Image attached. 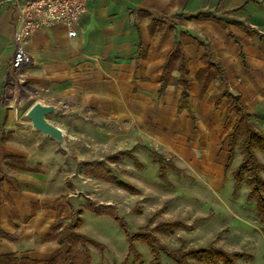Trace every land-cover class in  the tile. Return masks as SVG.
Masks as SVG:
<instances>
[{
  "label": "crops",
  "instance_id": "crops-1",
  "mask_svg": "<svg viewBox=\"0 0 264 264\" xmlns=\"http://www.w3.org/2000/svg\"><path fill=\"white\" fill-rule=\"evenodd\" d=\"M208 15L228 20L230 28L197 19ZM18 20L16 0H0V230L18 237L0 241V256L51 261L69 251L73 208L65 189L70 168L59 163L64 154L58 144L26 118L36 102L61 110L48 119L71 147L91 138L97 124L128 125L136 140L169 152L213 188L227 175L226 138L237 120L235 114L226 117L233 104L224 96L227 91L241 96L264 133V39L234 25L264 34V0H87L76 37L62 24L33 32L26 45L31 64L19 78L12 69ZM176 40L185 50L196 122L188 110L179 111L181 84L172 82L160 93ZM201 44L209 45L229 82L212 81L204 96L197 80L205 66ZM172 76L179 79L180 73ZM61 211L64 243L53 231ZM250 256L249 263L257 264Z\"/></svg>",
  "mask_w": 264,
  "mask_h": 264
},
{
  "label": "rangeland",
  "instance_id": "rangeland-1",
  "mask_svg": "<svg viewBox=\"0 0 264 264\" xmlns=\"http://www.w3.org/2000/svg\"><path fill=\"white\" fill-rule=\"evenodd\" d=\"M127 126L97 124L91 127L94 130L90 133L91 138L77 141L75 147L69 146L68 142L70 154L56 142L64 154L59 163L70 168L66 175L65 200L73 208L72 223L81 220L82 234L103 246H87L91 264H124L125 261L128 264H154L151 249L145 242L134 241L135 252H130V238L141 228L152 229L163 222H181L188 226L185 230L156 234L162 244L172 250L186 252L212 245L229 254L243 253L249 257L253 254L257 264H264V220L256 202L249 201L250 188L246 183L235 193L233 174L242 161L240 144L228 174L219 178L221 186L213 188L210 180L192 172L169 152L142 138L136 140ZM145 147L165 154L179 171L168 166L167 179H161L158 161ZM131 149L128 152L132 154L122 157L111 167L119 183L132 186L137 192L125 190L119 183L111 184L84 175V162L105 161L120 150ZM257 155L264 164V152L258 150ZM135 158L142 169L135 166ZM90 201L115 205L126 229L110 216L90 212ZM79 249L84 250L81 246ZM137 254L141 256L139 262L135 259ZM162 260L165 264H177L164 254ZM189 263L203 264L193 257L189 258ZM237 263L250 264L247 258H241Z\"/></svg>",
  "mask_w": 264,
  "mask_h": 264
},
{
  "label": "trees",
  "instance_id": "trees-1",
  "mask_svg": "<svg viewBox=\"0 0 264 264\" xmlns=\"http://www.w3.org/2000/svg\"><path fill=\"white\" fill-rule=\"evenodd\" d=\"M252 1V0H251ZM226 15V14H225ZM197 19L203 21H214L224 29H229L231 22L224 18H219L214 15L198 16ZM159 22L153 19V25L157 26ZM234 25L242 29L250 37L264 39V34L259 33L257 30L250 26L244 25L239 22H234ZM232 35V33H231ZM233 36V35H232ZM205 48V54L202 58L204 68L197 75V80L200 84L201 96H204L212 81L222 82L229 86L227 73L224 70L222 64L217 60L215 55L211 52L209 45L201 44ZM178 71L180 73L179 79L172 76V73ZM175 82L181 84L184 88L182 99L179 104V111L184 109L188 110L194 122L197 118L189 106V72L188 63L186 60L185 50L180 41L176 40L174 48L171 51L164 67V74L162 78L163 94L169 84ZM225 97L232 99L233 104L227 110L226 117L229 118L232 114L237 115V120L229 132L226 141L228 142V148L230 152V158L226 165V174H228L236 155V148L240 144L242 161L239 167L233 174L235 183V193L239 191L243 183H246L250 188L249 201H255L257 204V210L260 217L264 220V178L262 173L264 172V164H262L258 158L257 151L264 152V133L257 129L253 124L251 115L247 112V109L241 103L240 95H233L230 92L224 94ZM149 154L158 161L160 167V177L163 180L167 179L168 166L174 171H179L175 164L172 163L164 154L158 153L152 149L146 148ZM131 153L128 151H121L114 156H108L107 161L111 164H117L121 161L122 157L128 156ZM85 174L87 177L95 178L107 183L118 184V179L113 175V168L105 161H89L84 163ZM135 166L142 169V165L137 158H135ZM121 188L132 192H137V189L124 183L118 184ZM88 209L90 212L98 216H110L117 220L123 228L126 229V224L118 216V208L111 204H98L94 201L88 203ZM82 215V211L78 212ZM63 211L59 214V220L53 227V231L57 235L59 243H64L61 240L59 230L64 227L62 220ZM81 227V220L71 225L72 236L66 243L69 245V251L67 255H59L51 261H35L31 259H19L13 255L0 256V264H91V257L88 245L94 247H103L100 243L88 238L86 235L78 232ZM185 230L188 226L181 222H163L157 225L155 228L149 229V227L141 228L139 233L130 238V252H135L134 241H143L151 249L153 255L154 264H165L162 260V254L173 260L177 264H190L189 258L193 257L196 261L203 264H238L237 261L241 258H249L243 253L229 254L221 248L215 246H209L207 248L191 249L183 252L182 249L172 250L166 245L162 244L156 234L162 232H173L175 230ZM3 239L17 241L18 237L9 235L0 230V241ZM49 241H52L54 237H47ZM81 246L84 250H80ZM136 262L141 260L139 254L135 257ZM124 264H128L125 261Z\"/></svg>",
  "mask_w": 264,
  "mask_h": 264
},
{
  "label": "built area",
  "instance_id": "built-area-1",
  "mask_svg": "<svg viewBox=\"0 0 264 264\" xmlns=\"http://www.w3.org/2000/svg\"><path fill=\"white\" fill-rule=\"evenodd\" d=\"M87 0H16L19 12L15 34V54L12 62L14 77L31 64L26 45L36 30L62 24L68 27L71 38L77 36L75 29L86 10Z\"/></svg>",
  "mask_w": 264,
  "mask_h": 264
},
{
  "label": "water",
  "instance_id": "water-1",
  "mask_svg": "<svg viewBox=\"0 0 264 264\" xmlns=\"http://www.w3.org/2000/svg\"><path fill=\"white\" fill-rule=\"evenodd\" d=\"M60 111L61 110L57 106L36 102L27 112L26 118L30 121L35 131L57 142L64 152L70 154L68 141L63 130L51 123L48 119L49 116L58 114Z\"/></svg>",
  "mask_w": 264,
  "mask_h": 264
}]
</instances>
